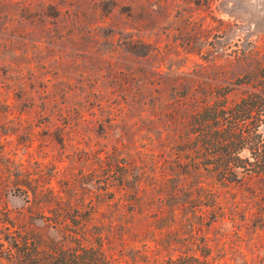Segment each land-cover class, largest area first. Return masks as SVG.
I'll list each match as a JSON object with an SVG mask.
<instances>
[{
	"label": "rangeland",
	"instance_id": "374dc122",
	"mask_svg": "<svg viewBox=\"0 0 264 264\" xmlns=\"http://www.w3.org/2000/svg\"><path fill=\"white\" fill-rule=\"evenodd\" d=\"M263 67L264 0H0V228L7 215L61 243L79 225L84 245L106 234L107 253L139 264L204 243L210 264H264V172L203 175L199 191L176 173L178 114L211 90L235 88L234 103L249 91L236 80ZM113 160L117 174L135 167L131 182L142 174L134 216L102 195ZM211 186L220 211L206 227ZM114 214L132 226L124 244Z\"/></svg>",
	"mask_w": 264,
	"mask_h": 264
},
{
	"label": "trees",
	"instance_id": "16d2710c",
	"mask_svg": "<svg viewBox=\"0 0 264 264\" xmlns=\"http://www.w3.org/2000/svg\"><path fill=\"white\" fill-rule=\"evenodd\" d=\"M256 78L257 76H251L236 80V87L245 86L249 91L232 104H229L228 96L235 88L220 89L217 92L211 90L203 95L198 108L178 114L179 135L176 141L179 153L176 173L181 180L190 179L196 183L193 191L202 189L203 175L210 177L216 184L223 185L237 182L243 176L264 172V136L260 132L264 124V76L259 80ZM188 99L187 93L179 96L180 108L186 105ZM244 153L247 156L243 157ZM114 164L113 160L104 169L107 175L102 183V195L107 196L109 202L116 198L113 207H117V211L128 207L131 209L130 216H134V213L137 214L145 206L144 187L140 179L142 174L131 182L130 179L134 180L135 167H119L117 174V169L113 170ZM116 174L118 178L115 179L112 175ZM183 187H177L172 196L177 198ZM206 194L210 211L205 226L209 227L218 217L220 207L214 187L211 186ZM189 204L179 203L172 212L186 208ZM100 207L103 205L99 206L101 210ZM123 217L124 215L114 214L109 222L120 225L119 227L124 226L119 234L120 244H124L126 236L133 233L129 223L120 221ZM70 220L73 224L76 223L75 218ZM80 230L79 225H73V229L65 236L64 241L69 242L65 246L64 241L51 243L36 237L29 228L15 224L5 215L0 228V264H139L136 259L133 262L122 261L121 254L117 257L107 253L104 247L109 243L106 234H97L94 246L84 245ZM167 247L169 249L172 246ZM195 247L193 255L181 253L160 263L155 260L153 264H210L207 259L210 250L206 244ZM120 252L123 253V249Z\"/></svg>",
	"mask_w": 264,
	"mask_h": 264
}]
</instances>
